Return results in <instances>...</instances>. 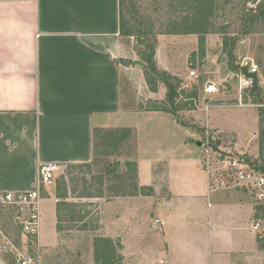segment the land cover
Wrapping results in <instances>:
<instances>
[{
  "label": "rangeland",
  "instance_id": "374dc122",
  "mask_svg": "<svg viewBox=\"0 0 264 264\" xmlns=\"http://www.w3.org/2000/svg\"><path fill=\"white\" fill-rule=\"evenodd\" d=\"M127 2L130 5L127 12L128 23L138 25V17H142L145 19L142 26L147 30L142 39L136 35L123 36L128 54L136 59L135 62H141L139 52L154 44L155 59L160 69L180 78V87L190 83L187 90H192L197 86L198 97L194 99L197 106L178 114L182 121L190 124L187 126L190 131L178 129L176 132L174 128L170 130L169 120L172 116L167 113L160 117L140 115L134 118L133 123L140 126V157L146 166L144 182L148 183L140 189L138 184L141 178L138 176V168L134 167L136 163L130 162L132 160L126 157L131 152L133 155L134 152L137 153V135L133 130L128 136L119 130L102 131L98 154L93 162L84 166H71L67 170L59 169L55 184L48 186L51 187L53 196L46 192L42 201L41 247L38 251L40 264H96L94 243L97 237L111 238L114 241L117 251L114 264H152L147 253L155 251L157 257L163 250L162 243L156 237L160 229L154 227L159 218L168 220L174 217L181 222L197 213L208 222L209 200L219 217L224 219L230 210L227 208L230 203H224L226 207L222 208L220 195H224L226 199L232 196L233 199L242 201L251 200L238 191L212 193L211 198L207 197L209 187L204 167L205 151L202 144L196 143H204L207 134L215 136L214 143L218 141V145L228 151L234 154L244 153L249 158L264 163V114L259 104L261 99L264 104V18L256 21L252 33H243L246 26L244 14L248 10L255 12L264 0H217L210 30L203 42L197 34L170 33L172 22L180 21L187 13H193V10H183L186 4L182 0ZM236 37H239L238 41L232 47L231 43ZM226 39L229 40L227 44ZM230 51L235 56V65L240 64L242 67L247 62L257 65L260 88H245V79L240 80L242 76H238L241 71L236 72L230 66ZM191 69H196L199 74L195 81L188 78ZM133 78L134 90H129L128 97L132 98L135 107L143 108L140 100H146L147 92L145 89L141 92L144 83L137 71ZM210 82L216 85L217 91L214 93L205 91ZM156 93V98L162 101L166 88L160 85ZM207 105H212L208 112L205 111ZM187 135L188 138H193L191 150L189 147L186 149L183 144V138ZM147 171H152L153 174ZM167 182L172 185L171 189L164 187ZM174 192L183 193L185 198L189 194L197 195L198 203L193 204L188 199L182 203L179 199L169 202L168 198ZM58 193L68 194L69 200L58 198ZM114 194H143L151 198L142 204L136 198L131 205L119 204L118 219H115L113 209L100 211L99 205L107 202L105 199L109 200ZM100 195L105 199H97ZM252 202L250 204L255 212L258 204ZM170 205H173L172 210H168ZM0 221L3 226L11 224L9 229L14 237L21 236L20 231L12 224L8 212L2 215ZM259 222L261 226L255 233L253 245L244 236V231L233 227L230 232L232 238L228 237V243L216 238L217 244L211 251L215 252V264H229L232 260L233 264H264V219ZM223 223L226 225L227 221ZM189 227L179 224L176 233L197 242L201 251L206 247V242H209L208 237L204 236L205 232L201 230L204 226L199 228V232L194 227ZM134 228L142 229L140 232L146 238L133 233ZM247 230L249 234L252 231ZM240 231L243 235L239 234ZM256 236L262 241L256 242ZM207 249L209 252V244ZM233 249L238 251L232 255ZM4 258L7 264H11L10 257L4 254Z\"/></svg>",
  "mask_w": 264,
  "mask_h": 264
},
{
  "label": "crops",
  "instance_id": "0c3cea01",
  "mask_svg": "<svg viewBox=\"0 0 264 264\" xmlns=\"http://www.w3.org/2000/svg\"><path fill=\"white\" fill-rule=\"evenodd\" d=\"M119 7V0H0V192L33 189L42 164L58 166L55 180L59 169L90 164L97 157L100 134L106 129L127 136L135 131L137 153L126 157L136 163L141 178L139 189L148 185L144 182L146 166L140 157V126L133 120L140 115L160 117L167 112L145 109L159 98L149 89L142 64L136 63L124 46ZM135 71L144 83L141 92H147L146 100H140L143 108L135 107L128 97L129 90H134ZM170 115V130L190 131ZM188 135L183 144L191 150L194 143ZM166 184L164 187L171 189L172 185ZM50 189L44 190V198L46 192L53 196ZM134 194H114L109 200L100 195L97 199L107 200L99 204L100 211L113 209L118 219L119 204L131 205L135 198L142 204L151 198ZM57 197L69 200L68 194L61 197L58 193ZM207 197L212 195L208 192ZM219 198L222 208L230 203L224 219L209 200L208 222L197 213L181 222L174 217L159 218L154 227L160 229L156 237L163 250L157 257L155 251L147 253L152 264H215V252H211L217 244L215 239L228 243L231 227L244 231L253 245L257 232L253 228L260 221L254 220L253 200L226 199L224 195ZM176 199L198 203L193 194L185 198L183 193L174 192L168 198L169 202ZM179 224L198 232L204 226L201 230L209 240L206 247L199 251L197 242L177 234ZM247 229L252 230L250 234ZM141 230L134 228L133 233L143 237Z\"/></svg>",
  "mask_w": 264,
  "mask_h": 264
},
{
  "label": "built area",
  "instance_id": "2783aa9c",
  "mask_svg": "<svg viewBox=\"0 0 264 264\" xmlns=\"http://www.w3.org/2000/svg\"><path fill=\"white\" fill-rule=\"evenodd\" d=\"M250 73H256L258 67L255 63L247 62ZM243 65V66H245ZM247 86H253V78L246 76L243 71L239 73ZM188 78L196 80L199 74L196 69H191ZM190 88V83L180 87L179 92ZM242 89H244L242 87ZM207 93L217 91L214 83H208L205 87ZM195 105L197 102L195 100ZM264 107V104L260 105ZM212 105H207L205 111H209ZM205 142L201 143L205 151L204 167L207 173L209 194L219 192L242 191L257 204H264V173L253 168L247 161L244 153L234 154L219 146L214 147L215 136L207 134ZM55 164H42L39 168L37 181L33 189L28 191H4L0 192V219L5 212L12 218V224L20 231V237H14L7 226L0 221V264H7L4 258L6 254L18 264H40L39 250L40 230L42 224L43 192L48 186L55 184ZM160 220H156L159 223ZM260 222L254 225L253 230L260 228ZM33 248V250L31 249Z\"/></svg>",
  "mask_w": 264,
  "mask_h": 264
},
{
  "label": "trees",
  "instance_id": "16d2710c",
  "mask_svg": "<svg viewBox=\"0 0 264 264\" xmlns=\"http://www.w3.org/2000/svg\"><path fill=\"white\" fill-rule=\"evenodd\" d=\"M171 2H179L181 0H170ZM184 6L183 10H193V13H187L180 21L172 22V29L170 33L174 34H197L199 35V40L204 41L205 35L208 34L210 30V25L215 15L217 0H182ZM119 10H120V34L123 36H138L140 39L146 36L145 27L142 23H145V19L138 17V25H133L128 23L127 12L130 10V5H128L127 0H119ZM135 16V15H134ZM244 22L246 21V26L243 30L244 34H250L254 31V24L256 21L264 18V3L257 6V10L246 11L243 16ZM147 31V30H146ZM225 32V29L223 30ZM226 35V34H225ZM239 37L234 38L231 46L234 47ZM228 39L225 43H228ZM148 49L145 51H140V60L144 67L145 80L152 92H157L160 85L166 88V94L162 101H156L149 103L146 106V110L153 111H164L172 114L176 121L183 126H189L190 124L182 121L178 114L182 110H191L195 108L194 99L198 97V89L195 86L192 90H182L179 92V87L181 80L172 73L160 69L157 66L155 55L156 51L154 44L148 45ZM231 62L230 66L236 72L243 71L246 76L253 78V89L260 88V80L256 73H250L249 67L247 65L240 66L235 65V56L232 51H230ZM133 63V62H131ZM137 63V62H136ZM262 99L259 104H262ZM264 103V102H263ZM264 114V107L261 108ZM214 147H218L217 143H213ZM247 161L256 170H260L264 173V163L259 160H254L247 157ZM136 168V164H134ZM61 197L64 194H59ZM255 220L264 219V204H258L255 209L254 214ZM8 228L11 226L5 225ZM258 241L261 242L258 238ZM261 247H263L261 243ZM95 259L96 264H114L116 259V247L114 241L111 238L97 237L94 243ZM11 264H16L14 259H11Z\"/></svg>",
  "mask_w": 264,
  "mask_h": 264
},
{
  "label": "water",
  "instance_id": "95a60500",
  "mask_svg": "<svg viewBox=\"0 0 264 264\" xmlns=\"http://www.w3.org/2000/svg\"><path fill=\"white\" fill-rule=\"evenodd\" d=\"M198 145H201V141H198Z\"/></svg>",
  "mask_w": 264,
  "mask_h": 264
}]
</instances>
